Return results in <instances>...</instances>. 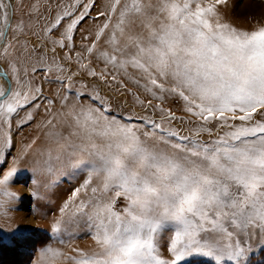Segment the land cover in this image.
Returning <instances> with one entry per match:
<instances>
[{
  "label": "snow or ice",
  "instance_id": "obj_1",
  "mask_svg": "<svg viewBox=\"0 0 264 264\" xmlns=\"http://www.w3.org/2000/svg\"><path fill=\"white\" fill-rule=\"evenodd\" d=\"M226 2L109 0L107 11L94 18L106 17L104 23L83 50L92 56L109 32L105 43L111 51L96 57L105 65L99 73L84 62L81 52L74 61L69 55L75 48L73 33L90 17L96 0L57 5L60 10L43 29L53 45V63L43 75L47 79L53 70L58 72L62 91L57 93L59 109L47 108V144L36 154L32 170L50 181L69 172L86 173L59 208L51 233L67 235L69 240L59 243L70 244L83 223L95 247L73 248L75 255L65 256L49 245L37 264H56L60 258L71 264H190L192 258L205 264H251L252 254L264 250V24L240 29L225 22L218 6ZM22 7L17 0V8ZM15 10L12 3L0 0V62L9 70L0 72L4 217L18 199L9 191L17 169L4 172L2 167L14 147L12 120L24 111L16 121L20 128L41 106L43 90L33 81L38 66L47 64L49 51L41 54L38 47L29 51L25 45L15 55L13 41L18 43L25 34L23 20L12 26ZM38 12L32 5L28 15ZM61 27L60 38L51 39ZM57 49L66 50L62 59L74 62L76 71L56 61ZM77 76L91 77L92 83L76 86ZM97 80L120 95L125 94L122 89L133 94L125 81L142 90L151 97L147 106L160 113L159 121L141 115L142 124H133L109 115L112 104L101 95ZM175 98L183 101L189 120L162 106ZM134 99L145 106L138 96ZM153 100L159 103L153 105ZM177 119L193 124L190 135L170 126ZM57 125L66 128L67 135ZM165 235L168 240L162 244Z\"/></svg>",
  "mask_w": 264,
  "mask_h": 264
},
{
  "label": "rangeland",
  "instance_id": "obj_2",
  "mask_svg": "<svg viewBox=\"0 0 264 264\" xmlns=\"http://www.w3.org/2000/svg\"><path fill=\"white\" fill-rule=\"evenodd\" d=\"M6 2L12 3L16 9L11 16L12 26L15 27L19 20L24 22L25 34L18 37V43L13 41L16 44L15 55L18 56L23 52L25 45L29 51L38 47L41 54L44 53L45 49L49 50L47 52V64L38 66L40 71L33 81L36 86L43 90V95L38 101L41 106L34 112V119L20 128L16 127V121L25 115L24 111H21L12 120L11 137L14 147L6 154V163L2 166L4 172L13 167L17 169L16 174L9 182V191L16 193L18 199L12 204L7 217L0 216V264H37L41 250L49 245L60 249L65 256L75 255L72 251L73 248L91 251L95 247L83 223L79 227L78 238L70 244L62 245L59 243L60 239L69 240L67 235L54 237L51 233V225L59 216V208L66 200H69L72 191L80 187L86 178V173L77 172L73 174L69 172L50 181L49 177L32 170L36 154L43 150L47 144L45 133L48 129L43 127L45 122L51 118L47 108L51 107L53 112L59 109L57 93L62 91L60 82L56 80V76L59 75L58 72L53 70L48 74L47 79L43 75L47 70V65L53 63V53L50 51L53 45L44 38L43 29L54 20L57 11L60 10L57 7L58 4L70 5L73 0H21L22 8H17V0H6ZM108 3L109 0H96V7L90 10V17L74 31L75 48L69 53L74 61L76 53L81 52L84 62L98 73L105 67L103 59L96 58L98 53L105 50L111 51L105 43L109 32L106 30L105 35L97 42V50L92 56H87L83 50L86 46H91L95 40V32L104 23L106 17H100L98 20L94 18L100 11H107ZM32 5H37L39 12L30 16L28 13L31 11ZM79 11L80 9H77L74 14L78 15ZM218 11L225 22L240 29H251L258 24H264V0H227L225 4L218 6ZM114 22L115 18L113 19ZM29 24L32 27H29ZM62 31L63 27L56 31L51 39H59ZM85 36L88 37L87 40L83 39ZM9 38H11V33H9ZM65 51L57 49L56 61L65 65L68 71H76L78 66L74 62L70 63L62 59ZM0 69L3 72L9 71L4 62H0ZM20 75L22 79H25L23 70H21ZM31 75L29 72V78ZM8 80L14 88L15 84L11 81V74H9ZM92 80L91 77L77 76L73 82L78 86L81 81L92 83ZM96 83L100 84L101 95L112 104L113 111L109 115L117 116L122 122L133 124H142V121L138 119L141 115L151 116L159 121L160 113H154L152 106H147V99L151 97H147L142 90H137L131 83L125 81L128 88L132 89L133 94H128L127 89H122L124 95H120L115 88L104 87L98 80ZM109 83H113L110 77ZM73 92H75V88ZM134 96H138L141 101L145 102V106L148 108L146 112L145 106L136 103ZM48 100L53 101L51 106L47 105ZM85 102L87 103V101ZM158 103L159 101L153 100V105ZM162 106L176 113L178 118L182 117L185 121L189 120L188 115L183 110V101L178 98L169 99ZM126 115H132L133 119L131 121L124 120ZM165 126L168 127L169 125ZM170 126L176 128L182 135H190L188 129L193 127V124L182 123L180 119H177ZM57 128L67 135L66 128H61L60 125H57ZM203 138L208 139L206 135ZM25 152L27 155H24ZM81 196H84L83 192ZM167 240L168 236L165 235L162 244H165ZM263 251L257 250L252 254L251 264H264ZM162 254L167 255L166 248ZM201 261L203 260L200 258H192L190 264H198ZM56 264H71V261L60 258Z\"/></svg>",
  "mask_w": 264,
  "mask_h": 264
},
{
  "label": "trees",
  "instance_id": "obj_3",
  "mask_svg": "<svg viewBox=\"0 0 264 264\" xmlns=\"http://www.w3.org/2000/svg\"><path fill=\"white\" fill-rule=\"evenodd\" d=\"M262 258H264V251H263V253H262ZM263 262H264V260H263ZM198 264H205V262L204 261H201V262H199Z\"/></svg>",
  "mask_w": 264,
  "mask_h": 264
},
{
  "label": "bare ground",
  "instance_id": "obj_4",
  "mask_svg": "<svg viewBox=\"0 0 264 264\" xmlns=\"http://www.w3.org/2000/svg\"><path fill=\"white\" fill-rule=\"evenodd\" d=\"M3 70L2 69H0V72H2Z\"/></svg>",
  "mask_w": 264,
  "mask_h": 264
},
{
  "label": "water",
  "instance_id": "obj_5",
  "mask_svg": "<svg viewBox=\"0 0 264 264\" xmlns=\"http://www.w3.org/2000/svg\"><path fill=\"white\" fill-rule=\"evenodd\" d=\"M3 72V71H2Z\"/></svg>",
  "mask_w": 264,
  "mask_h": 264
}]
</instances>
